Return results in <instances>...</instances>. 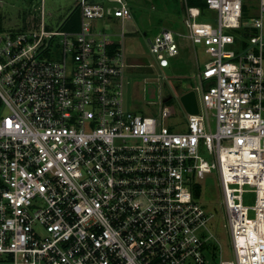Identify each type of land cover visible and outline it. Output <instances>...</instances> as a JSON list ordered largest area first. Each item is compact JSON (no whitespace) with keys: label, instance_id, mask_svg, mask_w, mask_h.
Here are the masks:
<instances>
[{"label":"built area","instance_id":"obj_1","mask_svg":"<svg viewBox=\"0 0 264 264\" xmlns=\"http://www.w3.org/2000/svg\"><path fill=\"white\" fill-rule=\"evenodd\" d=\"M190 1L188 34L147 40L161 70L180 53L176 35L210 58L189 90L199 113L176 97L185 132L164 123L172 107L147 116L125 103L131 65L96 22L133 17L128 0H78L56 32L43 9L41 31L0 28V264L215 263L214 215L195 193L213 170L234 252L220 264H264V0ZM208 10L215 25L197 21Z\"/></svg>","mask_w":264,"mask_h":264},{"label":"rangeland","instance_id":"obj_2","mask_svg":"<svg viewBox=\"0 0 264 264\" xmlns=\"http://www.w3.org/2000/svg\"><path fill=\"white\" fill-rule=\"evenodd\" d=\"M128 3L133 14L130 19L112 17L111 20L96 22L98 29L111 33V38L121 44L128 63L133 57H147L153 63V66L131 65L126 69L128 85H126L125 103L132 111L147 116L160 117L162 108L172 107L174 116L164 119V123L176 132H185L186 122L183 120L182 108L176 97L196 89L200 83L199 74L205 69L210 58L205 52L204 45H194L188 38L177 36L188 34L185 24L187 7L184 0H128ZM77 4L78 0H0L2 27L5 30H17L32 25L35 30L41 31L43 9L46 30L60 31L61 25ZM213 14L215 11L208 10L197 21L212 22L215 25L211 19ZM250 15H253L254 19L258 16V12L252 10L248 13L249 18ZM248 21L251 22V19ZM162 29H169L177 34L176 41L180 46V54L169 57L170 65L161 70L155 64L147 40L153 39ZM123 32L125 36L121 37ZM61 39V36H56L52 40L51 50L52 54H55L51 56L53 59H58V55L62 52ZM228 48L238 50L237 44ZM47 55L45 53V56ZM211 119L213 123V116ZM212 129L215 130V123L212 124ZM199 154L210 163L214 162L213 156L206 149L202 148ZM196 181L199 187L198 201L214 215L211 229L216 237L217 258L212 264H220L222 260H232L234 252L219 174L213 170L211 173H206L202 179L196 178ZM255 198V193H246L244 203L252 207L255 205ZM249 216L253 218L254 211L250 210Z\"/></svg>","mask_w":264,"mask_h":264},{"label":"water","instance_id":"obj_3","mask_svg":"<svg viewBox=\"0 0 264 264\" xmlns=\"http://www.w3.org/2000/svg\"><path fill=\"white\" fill-rule=\"evenodd\" d=\"M129 64L132 66H149V59L146 57H133L129 59ZM180 101L190 114H198L199 107L194 91H189L180 96Z\"/></svg>","mask_w":264,"mask_h":264},{"label":"trees","instance_id":"obj_4","mask_svg":"<svg viewBox=\"0 0 264 264\" xmlns=\"http://www.w3.org/2000/svg\"><path fill=\"white\" fill-rule=\"evenodd\" d=\"M189 4L191 6H200L201 8H203V10L205 9L204 2L199 1V0H191L189 2ZM79 19H80V14H79V12H77V13H75L74 15H72L70 17L69 21L64 24L63 28L66 29V30H74V29H77L79 27V24H78ZM31 26H29V27H31ZM0 28H3L2 27V18H1V16H0ZM24 29H27V27L24 28ZM195 193L196 194H199V187H196Z\"/></svg>","mask_w":264,"mask_h":264},{"label":"crops","instance_id":"obj_5","mask_svg":"<svg viewBox=\"0 0 264 264\" xmlns=\"http://www.w3.org/2000/svg\"><path fill=\"white\" fill-rule=\"evenodd\" d=\"M109 20H111V19H109ZM113 42H114V44H115L114 47H119V46L122 47L121 44H120L119 42H117L116 40L113 39ZM179 54H180V53H179ZM146 58H147V57H146ZM188 92H189V91H188ZM186 93H187V92H186Z\"/></svg>","mask_w":264,"mask_h":264},{"label":"flooded vegetation","instance_id":"obj_6","mask_svg":"<svg viewBox=\"0 0 264 264\" xmlns=\"http://www.w3.org/2000/svg\"><path fill=\"white\" fill-rule=\"evenodd\" d=\"M150 62V61H149Z\"/></svg>","mask_w":264,"mask_h":264}]
</instances>
